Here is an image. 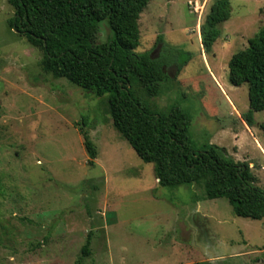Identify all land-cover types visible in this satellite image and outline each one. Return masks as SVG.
I'll return each mask as SVG.
<instances>
[{"label": "rangeland", "instance_id": "1", "mask_svg": "<svg viewBox=\"0 0 264 264\" xmlns=\"http://www.w3.org/2000/svg\"><path fill=\"white\" fill-rule=\"evenodd\" d=\"M229 3L230 18L205 54L199 29L211 0L149 2L135 53L156 52L161 37L164 58L173 49L186 63L158 96L135 89L151 108L189 113L194 148L224 149L264 191V111L246 127L248 86L228 81L231 57L264 28V0ZM13 17L0 0V264H264V219L235 216L200 185L161 187L154 165L114 129L108 96L42 71V51L10 28ZM109 35L101 23L96 43ZM82 133L96 148L92 166Z\"/></svg>", "mask_w": 264, "mask_h": 264}, {"label": "trees", "instance_id": "2", "mask_svg": "<svg viewBox=\"0 0 264 264\" xmlns=\"http://www.w3.org/2000/svg\"><path fill=\"white\" fill-rule=\"evenodd\" d=\"M13 9L9 26L29 45L42 51L40 67L55 79H65L95 97L108 96V114L119 136L145 163L154 165L158 184L165 188L200 185L205 199L224 198L237 217L264 219V191L246 163L234 162L215 145L196 150L190 135L192 117L179 107L162 112L147 98L160 94L161 84L173 80L186 62L168 51L161 37L156 52L135 53L139 46L138 20L152 0H5ZM230 0H211L200 25V44L211 53L220 26L230 18ZM110 35L96 43L99 25ZM228 81L233 87L248 86L249 110L241 115L247 127L253 114L264 111V28L248 40L244 50L228 62ZM264 128V127H263ZM88 165H94L96 148L82 133ZM87 235L81 256L90 254Z\"/></svg>", "mask_w": 264, "mask_h": 264}, {"label": "crops", "instance_id": "3", "mask_svg": "<svg viewBox=\"0 0 264 264\" xmlns=\"http://www.w3.org/2000/svg\"><path fill=\"white\" fill-rule=\"evenodd\" d=\"M199 40H200V38H199ZM237 113V112H236ZM237 115H239V114H237ZM247 127V126H246Z\"/></svg>", "mask_w": 264, "mask_h": 264}]
</instances>
